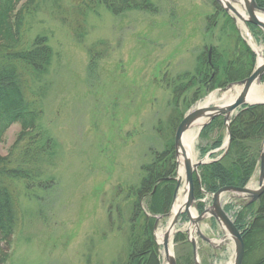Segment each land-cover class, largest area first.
Instances as JSON below:
<instances>
[{
	"label": "rangeland",
	"instance_id": "374dc122",
	"mask_svg": "<svg viewBox=\"0 0 264 264\" xmlns=\"http://www.w3.org/2000/svg\"><path fill=\"white\" fill-rule=\"evenodd\" d=\"M82 2L63 0L71 22ZM153 2L159 13L132 11L114 16L100 6L86 21L71 24L61 22L58 12L45 4L28 19L27 39L32 42L38 36L46 37L53 51L48 74L37 80L32 91L35 95L38 91L36 98L43 103L40 124L56 142L57 156L55 168L46 177L53 181L51 188L27 190L22 182L15 185L21 220L9 264H125L130 238L128 210L135 200L129 191L139 187L145 177L142 167L152 164L155 153L163 152L172 138L175 148L176 127L183 116L204 104L211 94L227 100L229 93L239 88L226 94L219 92L224 88H217L193 102L197 88L192 87L181 94L175 107L173 90L193 78L202 56L212 66L208 60L210 50L211 60L214 49L227 52L231 47L228 36L233 34L223 15L216 12L214 0ZM25 4L26 0H19L17 8ZM215 15L212 23L209 17ZM235 24L239 36L256 56V68L258 53L251 41L264 56V35H254L239 20ZM90 51L96 53L95 61ZM258 87L264 97V78ZM215 121H219L220 132L216 129L204 136L195 128L199 133L192 152L196 162L208 158L210 164L228 154L224 120ZM20 131L18 125L9 130L0 143L2 156L10 154ZM219 137L222 145L214 149ZM175 159L177 165L176 151ZM259 169L258 159L245 188H258ZM204 190L200 188L197 198L199 206L204 204L207 209L212 197ZM181 191L186 196L185 189ZM249 201L232 195L222 200L232 221L244 229H251L255 219L264 217V211L258 208L260 199L250 212L241 214V204ZM196 209L194 206L192 213L200 214L199 207ZM156 221L154 236L161 262L166 264L157 235L168 229L171 218L162 219L155 231ZM187 226L185 216L171 243L175 255L176 236L186 233ZM200 228L211 240L207 243L196 233L193 235L200 264H233L234 243L231 239L222 241L226 232L220 225L208 216Z\"/></svg>",
	"mask_w": 264,
	"mask_h": 264
},
{
	"label": "trees",
	"instance_id": "16d2710c",
	"mask_svg": "<svg viewBox=\"0 0 264 264\" xmlns=\"http://www.w3.org/2000/svg\"><path fill=\"white\" fill-rule=\"evenodd\" d=\"M255 1L264 8V0ZM62 2L63 0H26V4L18 9L19 0H0V143L13 126L21 128L10 154H0V264H9L12 259L14 239L21 220L15 185L22 182L27 190L49 189L53 181H47L46 177L56 166V142L41 127L43 103L36 98L38 91L36 95L32 91L37 80L48 74L53 51L46 37L38 36L32 42L27 39L28 19L45 4L51 5L58 12L60 21L65 24L86 21L87 16L100 6L114 16L132 11L159 13L153 0H83L80 7L75 9V20L71 22ZM214 6L216 12L223 15L233 34L228 36L231 47L222 53L214 49L212 66H209L204 56L199 59L193 78L185 86L173 90L175 107L179 105L181 94L187 93L192 87L197 88L193 100L197 102L204 92L243 81L255 69L256 56L239 36L235 20L215 1ZM216 18L215 15L209 17V20L213 23ZM250 29L254 35H263L252 25ZM94 54L96 53L90 51L92 61L97 59ZM183 118L184 116L180 122ZM218 123L219 121H214L203 130L202 135L207 136L211 131L218 130ZM231 132L232 143L228 154L221 161L200 168L202 187L210 194L225 187H246L255 171L264 140V105L245 107L233 119ZM221 145L222 138L219 137L213 148H220ZM155 158L152 164L142 167L145 177L139 187H133L129 191L130 198L135 200L128 210L130 238L129 255L125 264H162L154 237V217L168 214L173 202L177 176L173 138L166 143L163 152L155 153ZM48 184L51 185L46 187ZM195 186L196 197H200L197 178ZM251 208L252 205L244 206L241 214L250 212ZM258 208L259 211H264V195L258 202ZM199 210L202 213L204 206H199ZM256 222L259 223L255 225ZM236 225L243 231L246 245L244 264H264V217L255 219L251 229H244L241 224ZM175 242L177 263L194 264L193 248L188 243L187 236L179 233ZM255 251L257 256H254Z\"/></svg>",
	"mask_w": 264,
	"mask_h": 264
},
{
	"label": "water",
	"instance_id": "95a60500",
	"mask_svg": "<svg viewBox=\"0 0 264 264\" xmlns=\"http://www.w3.org/2000/svg\"><path fill=\"white\" fill-rule=\"evenodd\" d=\"M222 9L230 14L236 21H241L244 26L248 29L249 25H253L260 29L264 33V8L259 7L255 0H215ZM250 31V30H249ZM209 61L211 63V52L209 55ZM264 78V62L262 64H258L255 71L252 73L250 77L247 79L238 82L236 84H231L224 89L219 90L221 94H226L236 87H241V92L234 99L233 102L226 105H217L212 104L209 106H198V108L190 111L184 117L179 127L177 128L175 134V151L177 159V172L178 178L177 186L174 193V202L177 200V196L179 194L180 188L183 183V179L179 176V169L181 167L179 157L182 152L184 162H183V170H184V181L185 186L187 187V199L185 204L175 213L171 225L167 229L165 236L163 238V248L166 257L167 264H177L175 254L170 248V240L172 235L175 233L176 228L179 224L180 217L182 215H186L188 218V229L186 233L188 235H194L195 233L200 236L207 243H211V240L206 238L200 228V223L206 217H213L220 227L226 232V235L222 239V241L226 239H231L235 246V257L233 264H243L245 259V242L242 237V233L239 231L237 226L232 222L229 218L228 214L224 211L221 205V199L226 194L236 195L239 198L250 199L249 204L256 203L261 196L264 194V141L263 148L260 154L259 162H260V175H259V187L256 190H252L250 188H236V187H225L219 190L216 194L213 195V205L210 209L204 211L200 216L196 218L192 216V208L196 205V197H195V183H194V175L198 176L199 168L202 165L208 164L206 161L208 158L201 160L197 163H194L191 158L188 156L184 149V136L185 134L193 129L195 126L200 125V131L209 126L213 121L219 118H223L224 125L228 131V138L225 142L226 153H228L230 145H231V131L230 124L232 117L239 113V111L246 106H254V105H264V102H258L251 104L248 100L249 95L251 93L252 88L255 86H259L262 83ZM214 94H211L208 98L212 97ZM224 97L222 96L221 99ZM222 159V158H221ZM199 183L201 184V180L198 177ZM174 204L172 206L171 212L163 217H170L173 214ZM163 218H158L155 225V231L158 227L159 222ZM191 244L194 247V260L195 264H200L198 258V248L197 241L195 239H190Z\"/></svg>",
	"mask_w": 264,
	"mask_h": 264
},
{
	"label": "bare ground",
	"instance_id": "6f19581e",
	"mask_svg": "<svg viewBox=\"0 0 264 264\" xmlns=\"http://www.w3.org/2000/svg\"><path fill=\"white\" fill-rule=\"evenodd\" d=\"M251 40H252V38H251ZM251 44L257 50L258 63L262 64L264 62V56H263L262 50L257 48V46H255V41H251ZM235 90H236V92L229 93L230 96H228L227 100H224V98L223 99H218L215 96V94H214L212 97H210L201 106H209V105H212V104H217V105H219V104L220 105L229 104V103L234 101V99L239 95V93L241 92L242 89L241 88H236ZM248 100H249V102L251 104L258 103V102H263L264 101V97H263L262 89L259 88L258 86H255L254 88H252ZM195 128H199V132H200V125L195 126L192 130H190L189 132H187L185 134L184 141H183L184 149H185L186 153L188 154V156L191 158V160L194 163H196V161H194V157H193L192 152H193L194 144L197 141L198 134H199L197 129H195ZM179 161H180V164H181V167L179 169V176L184 180V170H183L184 158H183L182 152L180 153ZM199 185L202 187V184H199ZM185 202H186V196H184V193L182 191V195L178 196L177 202L175 203V206H174V209H173V215H175V213L185 204ZM193 216L196 217L197 213L193 212ZM165 232H166V230L165 231L163 230V231L158 233L157 237H158L159 242H161L163 240V238L165 236Z\"/></svg>",
	"mask_w": 264,
	"mask_h": 264
}]
</instances>
